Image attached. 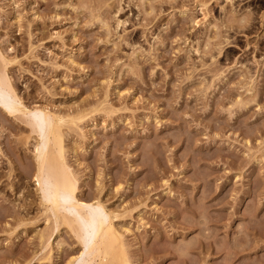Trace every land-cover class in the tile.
Instances as JSON below:
<instances>
[{
  "label": "rangeland",
  "instance_id": "obj_1",
  "mask_svg": "<svg viewBox=\"0 0 264 264\" xmlns=\"http://www.w3.org/2000/svg\"><path fill=\"white\" fill-rule=\"evenodd\" d=\"M0 53V264H264V0H0ZM41 109L125 263L47 207Z\"/></svg>",
  "mask_w": 264,
  "mask_h": 264
},
{
  "label": "bare ground",
  "instance_id": "obj_2",
  "mask_svg": "<svg viewBox=\"0 0 264 264\" xmlns=\"http://www.w3.org/2000/svg\"><path fill=\"white\" fill-rule=\"evenodd\" d=\"M0 59L2 63L6 62L2 53H0ZM9 81L7 77L3 75L0 76V92L6 96V99L3 97L5 99V106L3 105V98V103L1 102L2 105L9 111L13 109L18 111L27 110V107L21 103L16 91ZM36 112V115H38L36 118L39 119V131H36L39 133V138L35 146V161L37 164V173H35V177L38 181L42 179L46 181H44L46 184L41 182L44 186L46 185L45 187L41 186L42 184L40 186L42 188L44 187V201L47 203V207H50L56 219L59 216L61 222L62 220L64 221L62 223H74L78 219L84 221L85 231L90 235L89 238L91 237L87 249L93 258L103 255L101 258L103 259V257H105L104 259H106L107 256H105L104 253L105 250L109 249L111 251L109 254L111 258L113 257L117 262L122 261L125 257H123L124 253L121 251L122 248L116 249L115 245L118 240V233H116L113 228L110 217L105 213L103 206L98 202H96L95 205L89 204L82 206V202L79 201L76 196V180L65 164V153L62 149L61 125L65 122V119L61 115H56L55 112L51 113L47 110L41 109ZM31 129L33 131V128ZM35 129L36 127L34 130ZM65 206H68L67 208H72V210L74 209L75 216H68L69 213L67 214L64 210L66 208ZM61 208H64L63 212L66 214L60 211ZM69 226H71V228L73 227L70 224ZM83 228L80 230L83 231ZM122 263L125 262L122 261Z\"/></svg>",
  "mask_w": 264,
  "mask_h": 264
}]
</instances>
